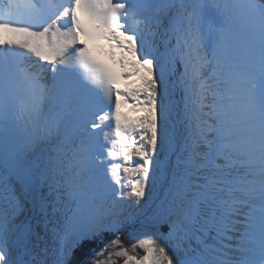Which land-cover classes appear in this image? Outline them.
I'll list each match as a JSON object with an SVG mask.
<instances>
[{"label":"snow or ice","instance_id":"snow-or-ice-1","mask_svg":"<svg viewBox=\"0 0 264 264\" xmlns=\"http://www.w3.org/2000/svg\"><path fill=\"white\" fill-rule=\"evenodd\" d=\"M113 256L264 264V0H0V264Z\"/></svg>","mask_w":264,"mask_h":264},{"label":"trees","instance_id":"trees-1","mask_svg":"<svg viewBox=\"0 0 264 264\" xmlns=\"http://www.w3.org/2000/svg\"><path fill=\"white\" fill-rule=\"evenodd\" d=\"M130 229H125L118 235L120 236V239L123 241L124 246L129 247V253L131 255H136V256H142L143 255V250H140L139 248L136 249V251H132L130 245L135 243V241L131 238H129L128 232ZM101 259H104L106 261V264H123L124 257H117L113 256L109 260L107 257H101Z\"/></svg>","mask_w":264,"mask_h":264},{"label":"rangeland","instance_id":"rangeland-1","mask_svg":"<svg viewBox=\"0 0 264 264\" xmlns=\"http://www.w3.org/2000/svg\"><path fill=\"white\" fill-rule=\"evenodd\" d=\"M166 231V229H164ZM131 233V238L136 242L137 239L143 238L145 236H155L156 229L154 228H145V229H130L128 234ZM142 250V249H140Z\"/></svg>","mask_w":264,"mask_h":264},{"label":"bare ground","instance_id":"bare-ground-1","mask_svg":"<svg viewBox=\"0 0 264 264\" xmlns=\"http://www.w3.org/2000/svg\"><path fill=\"white\" fill-rule=\"evenodd\" d=\"M178 100L180 99V96H179V94H177V97H176Z\"/></svg>","mask_w":264,"mask_h":264}]
</instances>
